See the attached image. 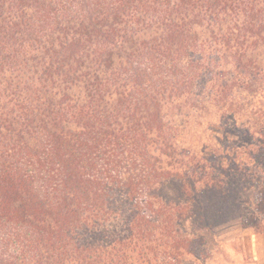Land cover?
Segmentation results:
<instances>
[{"label": "trees", "instance_id": "1", "mask_svg": "<svg viewBox=\"0 0 264 264\" xmlns=\"http://www.w3.org/2000/svg\"><path fill=\"white\" fill-rule=\"evenodd\" d=\"M263 53L264 0H0V264L198 259L160 191L196 187L193 135Z\"/></svg>", "mask_w": 264, "mask_h": 264}, {"label": "rangeland", "instance_id": "2", "mask_svg": "<svg viewBox=\"0 0 264 264\" xmlns=\"http://www.w3.org/2000/svg\"><path fill=\"white\" fill-rule=\"evenodd\" d=\"M253 73L255 82L230 91L231 113L213 110V117L200 121L193 135L203 157L192 164L196 187L173 179L160 191L166 202L185 207L183 230L205 246L198 259L184 264H264V232L241 223L264 176V53ZM210 122L213 128H206Z\"/></svg>", "mask_w": 264, "mask_h": 264}]
</instances>
